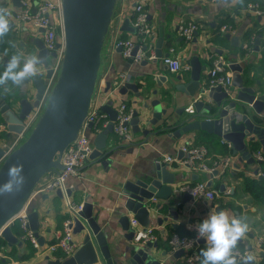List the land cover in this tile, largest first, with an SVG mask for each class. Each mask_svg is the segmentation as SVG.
<instances>
[{"label": "water", "instance_id": "obj_1", "mask_svg": "<svg viewBox=\"0 0 264 264\" xmlns=\"http://www.w3.org/2000/svg\"><path fill=\"white\" fill-rule=\"evenodd\" d=\"M7 1L0 0L1 10L6 7ZM11 1L17 8L22 5V0ZM118 1L62 0L65 51L58 75L35 122L0 165V184L9 179L8 171L13 165L20 166V174L23 176V182L17 189L0 193V237L9 246L21 247L24 244V240L13 233L10 221L27 206L42 185L60 174L64 168L62 158L67 148L81 135L85 120L94 107L106 38L110 30L117 26ZM10 25H13V21H10ZM120 31L136 33L127 18ZM226 37L231 38L230 34ZM162 41L163 38H160L157 42L156 59L153 62L166 56L163 54ZM258 43L259 40L256 41ZM22 46L29 47L32 56L40 58V63L37 65L38 71L20 84L23 87L21 91L13 92L15 96L11 101H8L7 88L0 94V115L7 126L9 137L22 133L24 120L32 111L34 103L43 97L47 80L53 73L51 63L57 57L56 52H49L45 48L41 35L31 36ZM117 50L121 52L122 48ZM9 57L5 58V64ZM190 65L191 72L186 81L180 77V82L175 84L167 76L160 75L154 79L165 94L170 95L176 90L192 100V112L185 113L183 110L184 113L177 120H169L171 125L168 128L174 129L172 135L180 139L191 132H207L230 142L233 153L241 155L240 161L248 164L255 162L245 140L248 138L249 142H254L258 138L264 150V122L258 118L264 109V85L255 86L242 75L238 64H230V69L235 73L232 89L225 92L221 87L209 88L207 83L201 81V72L206 68L200 65L198 58H193ZM109 87L108 82L107 91ZM129 88L136 92L137 97L142 96L139 87L131 82H124L120 92L125 94ZM101 111L109 115L111 123L94 138L95 149L85 159L84 165L96 161L107 168L113 162L110 158L113 149L108 147L107 138L113 133V123L118 113L113 108L112 100L103 104ZM170 115L169 107L163 106L160 100L145 102L143 108L134 109L130 122L134 139L155 134L152 128L162 120L168 121ZM3 154L0 148V157ZM175 180V174L169 171L168 163H156L136 180L127 179L123 182L121 196L124 212L119 223L126 243L111 228L110 238L107 237L97 222L98 214H94L93 204L86 201L74 226V234L83 235L81 246L66 259H51L47 255L46 264H163L160 257L165 258L167 253H158L157 243L140 244L134 241L135 228L131 226L128 213L144 228L148 227L151 218L162 225L168 220V216L164 217L166 212L177 220L180 197L174 192ZM55 193L64 198L60 189ZM183 195L185 200L182 203L188 202L190 195ZM28 219V227L43 246L45 243L39 235V214L36 211L29 212ZM198 244H205L204 239H200ZM111 246L117 251L116 258ZM182 254L183 250L178 248L175 257Z\"/></svg>", "mask_w": 264, "mask_h": 264}, {"label": "crops", "instance_id": "obj_2", "mask_svg": "<svg viewBox=\"0 0 264 264\" xmlns=\"http://www.w3.org/2000/svg\"><path fill=\"white\" fill-rule=\"evenodd\" d=\"M30 1L33 5H37L41 0ZM140 1L144 2L148 20L156 32L152 43L157 46L158 40L163 38V54H167L169 47H174L182 63L189 65L190 70L170 72L165 68L161 59L156 62L143 60L135 63L124 58L121 52L114 49L113 40L116 37L139 39L136 33L120 31V27L126 18L131 23L133 6ZM255 4L258 5V9L250 7ZM19 10L20 8L13 6L11 0L7 1L3 9L12 14L18 13ZM257 10L264 12V0H119L117 26L116 29L110 30L105 42V52L98 79V106L101 109L103 104L112 100L113 108H117L120 102H126L133 109H141L145 102L160 100L163 106L169 107L171 115L168 121L162 120L152 128L156 131L155 134L134 139L133 143L124 142L114 132L111 133L107 138V145L113 149L110 154L113 162L107 168L96 161H91L79 168L76 175L69 177L64 198H60L56 193L35 196L30 202L29 209L30 212L36 211L40 216L39 235L45 243L43 250L37 251L29 260L23 261L21 256L28 252L27 243L24 241L23 246L20 247L9 246L6 242L5 248L0 249V260H3L5 264H46L47 255L51 259H61L60 253L45 254L44 251L45 246L55 242L58 234L63 231V222L66 218V195L71 196V199L77 203L84 204L87 201L93 204L94 214H98L97 222L102 226L107 237L110 238V230L114 229L122 238L124 231L119 220L124 212L121 196L123 182L127 179L136 180L147 169L156 165L157 159L165 155L178 154L182 157L177 151L178 147L181 144L192 142L206 146L213 160L227 155L232 156V165L224 174L209 175L202 172H191L177 163H168L169 171L174 173L176 178L173 185L175 195L180 197L177 205L179 217L174 220L166 212L164 217L168 216V220L162 225H159L155 218H151L148 225V227H154L159 236L156 242L158 253H167L165 258L160 257L162 263L176 264L181 259L182 255L175 257L177 251L169 245V238L173 233L179 232L185 236H191L192 233L195 235L196 232L189 228L190 224L198 223L210 211L223 209L229 217L238 216L248 225L234 248L252 250L253 259L247 264H264L262 260L264 244L262 246L258 244L259 239H264V189L259 183H255V179H264V176L256 175L259 170L264 172L263 145L258 138L254 142H249L248 138L245 140L255 158V162L248 164L246 161H240L239 153L236 155L233 153L232 144V148L228 150L226 141L216 135H210L207 132H191L180 139L175 138L172 135L174 129L168 128L171 125L169 120H177L184 112L190 113L191 108L194 110L192 100L176 90H173L170 95L165 94L164 89L160 88L154 80L155 76L160 75L167 76L175 84L180 82L178 80L180 77L186 81L191 72L190 61L198 58L200 65L206 68L201 72V81L208 83L209 72L214 61L222 56L229 64V69L230 64H238L242 69V75L246 76L252 84L264 85V15H259ZM181 20L193 21L199 26L190 43H186L179 33ZM224 25H229L231 30L222 32L221 27ZM39 31L31 24L20 25L13 20V25H10L9 30L3 33L7 35L5 42L8 48L0 52V69L4 68L5 58L13 54L21 57V63L24 59L31 58L30 48L22 46V43H27L31 36L41 35ZM249 32H252L250 33L251 39L246 37ZM228 34L231 38L237 39L227 38ZM257 40H259L258 44H256ZM121 74L126 75L124 82H131L139 87L142 96L137 97L136 92L131 88L125 94L120 92L124 84V82L122 85L120 83ZM108 82L110 87L107 91ZM116 83L120 85L117 88ZM5 88L9 91L8 101H11L15 96L13 92L19 93L23 87L20 84L5 81L3 84L0 83V94ZM258 118L260 122H264V109ZM0 124H4L1 115ZM14 138L16 135L9 137L8 131H0V148L4 142L12 141ZM258 152L263 157L262 161L256 158ZM200 181L207 182L209 187L217 191L215 199L213 201L194 200L190 196L191 198L187 199L188 202L182 203L185 200L184 195L177 192L176 188L183 183ZM128 214L131 220L134 219L131 213ZM74 240L78 249L83 242V235H75ZM122 240L126 243L123 238ZM204 247L206 244H198L197 250L200 255ZM111 249L116 258L118 255L116 249L113 246ZM235 264H245V261L235 260Z\"/></svg>", "mask_w": 264, "mask_h": 264}, {"label": "built area", "instance_id": "obj_3", "mask_svg": "<svg viewBox=\"0 0 264 264\" xmlns=\"http://www.w3.org/2000/svg\"><path fill=\"white\" fill-rule=\"evenodd\" d=\"M21 7L18 13L14 16L11 12L8 13L9 21H15L20 25H28L36 27L38 30H43L41 36L44 39L45 48L49 52H56L57 57L53 59L50 68L53 70L52 76L46 83V90L41 100L36 102L32 111L27 115L24 120V129L22 133L17 134L16 138L12 141L4 142L1 148L4 151L2 157H0V165L4 159L13 150L16 144L20 141L22 136L28 131V129L35 122L37 116L40 114L46 98L51 91L52 86L58 75L60 64L65 51L64 30H63V15H62V0H41L37 5H33L30 0H22ZM250 7L258 9V5H251ZM259 15H264V12L257 10ZM131 24L136 30L138 40L134 39H121L115 38L113 40L114 49L122 48L121 54L124 58L130 59L135 63H140L143 60L153 61L156 59V46L152 43L156 32L151 26L148 20V14L144 9V2L140 1L133 6V12L131 16ZM118 22V16H116V23ZM199 29L197 23L193 21L186 22L181 20L179 23V33L184 38L186 43H190L195 35V32ZM229 25L221 27L222 32L230 31ZM59 45V46H58ZM137 51L135 52V49ZM135 52V53H134ZM163 65L167 70L173 73L188 71L190 66L183 64L180 60L177 50L174 47H169L166 56L161 58ZM126 75L121 74L120 83L126 80ZM234 80V73L229 69V64L222 56L217 57L213 63V67L209 72L208 87H221L223 91L229 92L232 89V83ZM119 83H116V88L119 87ZM193 106V105H192ZM193 108L190 109V112ZM118 116L117 120L113 123V132L122 141L127 143L134 142V136L130 122L133 118L134 109L131 108L126 102H120L116 108ZM193 111V110H192ZM111 123L108 114L101 111L97 102V95L95 98V104L85 120L83 130L79 138L71 144L63 158L62 163L64 168L60 171V174L53 177L47 183L42 185L32 196L31 200L40 194H51L57 190H61L63 194L66 192V184L69 177L78 173L79 168L84 166V161L94 151L93 138L100 134ZM91 125V127H90ZM0 131L7 132V126L0 124ZM228 150L232 148L231 143L225 142ZM182 153V157L176 155H165L157 159V163H177L183 168L189 169L191 172L206 173L209 175L224 174L232 165V156H225L213 160L210 156L209 149L204 145H197L192 142L181 144L177 150ZM256 158L259 161L263 160L261 153L256 154ZM258 176H264V172L259 170ZM176 191L180 194H189L194 200H208L213 201L217 196V191L208 186L207 182L197 183H183L176 188ZM65 210L66 218L63 222V231L58 234L56 241L49 246H45V254L60 253L61 259H66L72 256L77 250V244L74 237V226L78 213L83 209L84 204L77 203L71 196H65ZM27 206L10 221V226L18 221L25 234L22 237L24 241H28L39 252L42 251L43 246L39 243L37 237L28 227L29 225V205ZM195 224H190L189 228L195 231ZM131 226L135 228L134 241L140 244H146L148 242L156 243L159 236L154 227H142L136 219L131 220ZM203 238H198L195 233L194 236H185L179 232L173 233L169 238V245L175 251L183 250L181 259L176 264H201V255L197 250L198 241ZM258 244L262 246L264 239H259ZM178 247V248H177ZM252 250L249 249H237L234 248L232 255L237 261H244V257L251 256ZM264 254V251H263ZM264 262V255L262 257Z\"/></svg>", "mask_w": 264, "mask_h": 264}, {"label": "clouds", "instance_id": "obj_4", "mask_svg": "<svg viewBox=\"0 0 264 264\" xmlns=\"http://www.w3.org/2000/svg\"><path fill=\"white\" fill-rule=\"evenodd\" d=\"M10 21L8 13L0 10V34L9 30ZM40 58L32 56L24 59L21 63V57L13 54L8 59L0 71V82L12 81L19 85L30 75L38 71L37 65ZM21 169L18 165L9 168V179L0 184V193L11 192L17 189L23 182ZM248 225L240 217H229L223 209L210 211L195 225L198 238H203L206 247L201 249V264H235V257L232 255L233 249L238 239L247 230ZM253 257H244L245 264L251 261Z\"/></svg>", "mask_w": 264, "mask_h": 264}, {"label": "trees", "instance_id": "obj_5", "mask_svg": "<svg viewBox=\"0 0 264 264\" xmlns=\"http://www.w3.org/2000/svg\"><path fill=\"white\" fill-rule=\"evenodd\" d=\"M250 33H252V32H249V33H247L246 34V37H247V39H251V34ZM6 38H7V35L6 34H0V52H3V51H5V50H7V48H8V46H7V44H6V42H5V40H6ZM121 38V37H120ZM121 39H124V37H122ZM1 84H3V83H5V81L4 82H0ZM255 183L256 184H260V186H262L263 187V189H264V179H262V178H259V179H255ZM11 227H12V230H13V232L18 236V237H23L24 236V234H25V232H24V230L21 228V226H20V223L18 222V221H15L12 225H11ZM180 234H182V233H180ZM191 236L192 235H194V233H192V234H190ZM25 243H27V245H28V252L27 253H25V254H23L22 256H21V260H29L30 258H32V257H34V255L36 254V252H37V250L32 246V244L30 243V242H28V241H25ZM5 245H6V242H5V240L4 239H2L1 237H0V249L2 248V247H4L5 248ZM239 249H241V250H244V248H239ZM0 264H5V262L3 261V260H0Z\"/></svg>", "mask_w": 264, "mask_h": 264}, {"label": "rangeland", "instance_id": "obj_6", "mask_svg": "<svg viewBox=\"0 0 264 264\" xmlns=\"http://www.w3.org/2000/svg\"><path fill=\"white\" fill-rule=\"evenodd\" d=\"M0 71H3L2 69H0ZM4 136V135H3Z\"/></svg>", "mask_w": 264, "mask_h": 264}]
</instances>
